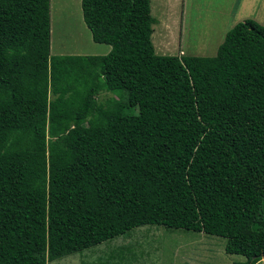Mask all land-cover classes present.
I'll list each match as a JSON object with an SVG mask.
<instances>
[{"label": "trees", "instance_id": "obj_1", "mask_svg": "<svg viewBox=\"0 0 264 264\" xmlns=\"http://www.w3.org/2000/svg\"><path fill=\"white\" fill-rule=\"evenodd\" d=\"M81 11L106 55L52 56L50 0H0V264L144 226L264 261V26L235 24L214 57L162 56L150 0Z\"/></svg>", "mask_w": 264, "mask_h": 264}, {"label": "rangeland", "instance_id": "obj_2", "mask_svg": "<svg viewBox=\"0 0 264 264\" xmlns=\"http://www.w3.org/2000/svg\"><path fill=\"white\" fill-rule=\"evenodd\" d=\"M235 1L185 0V4L178 1L174 6H166L151 0L150 14L154 20L151 41L156 54L178 56L182 50L186 56L214 57L215 46L235 24L251 19L264 26V0H240L236 8ZM201 18L207 22H200ZM162 26H166L164 32ZM50 29L52 56H101L109 49L92 40L79 0H54ZM198 32L202 37L199 42ZM195 43H198L196 51L193 50ZM202 53L211 54L199 56ZM108 96L111 94L103 93L98 99L103 101ZM224 245L225 239L205 233L144 226L48 264H238L245 261L242 256L226 254Z\"/></svg>", "mask_w": 264, "mask_h": 264}, {"label": "crops", "instance_id": "obj_3", "mask_svg": "<svg viewBox=\"0 0 264 264\" xmlns=\"http://www.w3.org/2000/svg\"><path fill=\"white\" fill-rule=\"evenodd\" d=\"M54 0H50V13H51V7H52V2H53ZM151 1V0H150ZM180 2V3H182V4H185V0H158V2H160V3H163V4H166V6H174L173 5V3L175 4V3H177V2ZM236 3H235V8L237 7V4L240 2V0H236L235 1ZM79 4L81 5V0H79ZM229 10H231L232 9V7H229L228 8ZM211 16V15H210ZM209 16V17H210ZM200 22H207V20L205 19V18H201L200 20H199ZM161 29H162V31L164 32L165 31V29H166V26H162L161 27ZM231 29V28H230ZM229 29V30H230ZM228 30V31H229ZM227 31V32H228ZM152 32H153V29H152ZM226 32V33H227ZM226 33H225V35H226ZM225 35H224V37H225ZM224 37H223V40H224ZM197 38H198V42L202 39V37L200 36V32H198V34H197ZM180 40H181V33H179V36H178V43H180ZM223 40H222V42H223ZM221 42V43H222ZM221 43H218L219 45L221 44ZM169 44V42L167 41V45ZM216 45L215 46V51L217 52V49H218V47H219V45ZM102 45H105V44H102ZM106 46H108V45H106ZM195 47H194V49L193 50H195L196 51V49L198 48V43H195V45H194ZM109 47V46H108ZM175 47H171L170 46V49H174ZM110 47H109V49L103 54V55H106L107 53H109V51H110ZM180 50V49H179ZM160 52H162V50H160ZM216 52H215V55H216ZM156 53V52H155ZM164 53V52H163ZM180 54L178 55V56H186V54H185V52H183L182 50H180V52H179ZM167 54H170V53H167ZM194 54H198L197 52H194ZM211 53H202V54H199V56H207V55H210ZM175 56V55H174Z\"/></svg>", "mask_w": 264, "mask_h": 264}]
</instances>
